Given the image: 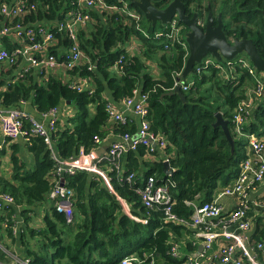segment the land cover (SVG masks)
Returning <instances> with one entry per match:
<instances>
[{
    "label": "trees",
    "instance_id": "1",
    "mask_svg": "<svg viewBox=\"0 0 264 264\" xmlns=\"http://www.w3.org/2000/svg\"><path fill=\"white\" fill-rule=\"evenodd\" d=\"M33 1L38 2L37 10L26 20L50 26L63 20L68 10L78 3V0ZM107 1L111 4L118 2ZM171 1L159 0L155 4L165 7ZM183 1L189 15L195 10L202 13L204 0ZM129 2L139 10L141 26L149 37L137 29L134 19L124 17L120 12L93 11L94 21L78 30L81 47L89 61L67 70L70 79L50 73L43 80L44 73L32 70L15 82L7 81V76H3L6 65L0 63V76H3L0 85L9 82L5 90H0V106L21 107L20 101L27 99L43 113L69 102L75 112L58 123L57 131L53 132V142L60 158H71L81 151V147L86 150L95 147L96 136L105 138L110 121L105 110L109 101L107 91L111 92L112 100L119 103L135 95L134 90L139 88L149 95L151 128L165 135V154L169 155L174 172L163 175L165 167L161 161L152 164L149 170H142L144 167L137 165L140 155L130 152L128 169L122 175L126 178L129 172H135V179L139 182L135 184L125 178L120 179L117 170L109 169L107 174L115 192L101 174L81 170L74 175H66V184L75 192L73 218L69 221L66 213L58 211L54 204L50 203L48 211L43 204L53 188L51 172L56 163L44 137L33 136L27 142L29 159L20 155L19 144H11L10 164L6 172L2 157L8 150L1 149L0 190L15 196L16 204L24 208L22 215L27 223V230L19 236H15L10 227L6 232L14 250L20 246V255L29 258L30 264H122L123 257L132 254L142 257L152 254L155 264L181 263L187 259V254L186 258L173 257L170 250L175 242H180L182 237L191 235L193 231L181 222L166 220L161 209L149 210L141 202L137 191L141 185L140 176L144 173L146 177L156 175L159 183L168 182L175 201L174 212L189 219L194 210L192 203L211 201L219 187L233 182L241 162L248 156L249 140L235 132L231 121L236 105L245 97L244 87L250 76L243 75L239 82L226 80L218 70L211 68L200 75L194 74V85L188 91L183 90L185 98L179 93L165 94L176 86V76L185 66L187 53L177 44L165 49L166 41L154 35L158 27L152 21L147 24L142 10L133 0ZM223 5L224 15L232 18L226 22L230 32L225 27V34L242 39L253 38L257 50L264 57V0H223ZM163 26L161 24L160 27ZM56 35L65 48L70 45L65 31ZM133 39L141 45V53L134 56L127 53L125 47ZM6 47L12 49L14 45L11 43ZM56 47L52 46L50 52L58 56ZM121 54L126 55V60L119 73L113 66ZM152 60L157 62L158 74L151 71L149 61ZM91 63L93 69H89ZM14 67L17 66L10 69ZM80 77L91 78L93 88L78 90L73 87L72 81ZM92 107H95L94 111ZM217 111L229 119L235 149L227 140L222 126H214ZM253 114L252 122L245 129L256 132L264 126V107L261 105ZM25 124H30L27 119ZM114 126L122 131L134 132L136 129L119 123ZM146 150L145 146H140L141 155ZM108 163L107 158L100 162L105 169ZM121 199L129 203L130 213ZM38 207L44 209L37 211ZM135 217H145L149 221L146 223ZM34 218L39 219L38 227H35ZM256 228L254 238L264 241V216L256 217ZM5 242L0 235V243L5 245ZM0 261L12 264L1 246ZM142 264H152V257Z\"/></svg>",
    "mask_w": 264,
    "mask_h": 264
},
{
    "label": "built area",
    "instance_id": "2",
    "mask_svg": "<svg viewBox=\"0 0 264 264\" xmlns=\"http://www.w3.org/2000/svg\"><path fill=\"white\" fill-rule=\"evenodd\" d=\"M38 2L33 0H0V15L4 20V25L0 31V37L8 36L14 42L12 49L6 46L0 48V63L8 62L12 65H19L23 61L28 64L23 68L21 76L27 73L32 67L37 68L40 74L48 68L63 66L66 70L74 69L89 61L88 55L84 52L80 44L78 30L86 27L94 21L91 12L108 13L120 12L127 18L136 21L137 29L141 30L148 37V33L141 26V14L137 8L131 6L129 0H118L114 4L107 0H78L77 6L71 8L66 13L63 20L55 25H47L42 22H29L26 17L37 10ZM65 31L70 39V45L65 52L56 56L50 52V48L55 45L58 39L56 33ZM154 35L159 39H164L165 49H170L173 45L181 46L187 53L186 61L189 57V46L186 33L178 17L171 20L163 27L156 29ZM59 41V40H58ZM126 52L134 56L141 53L139 43L133 39L126 46ZM126 55L121 54L113 69L115 72H122V65L125 64ZM91 63L89 69H93ZM215 68L224 79H233L239 82L243 75L250 76L249 82L245 84V97L236 105L234 116L231 121L235 132L248 138L250 144V154L241 162L240 171L237 177L229 185L218 191L211 201L201 204H194V210L189 219L179 216L174 212V203L170 193L168 182L159 183L156 175L146 178L145 184L137 188L141 201L150 209H161L166 220L178 221L190 227L193 231L194 239L191 244L196 252L188 253L187 259L180 264H264V241L254 238L256 231V217L264 216V196H255L260 186L264 185V136L257 135L246 130V125L252 122L255 110L260 108L264 102V73L257 70L250 58L239 55L233 59H223L218 61L212 54H208L202 61L197 63L195 71L202 74L208 69ZM183 71V69H182ZM182 71L177 73L175 85L180 84L181 89L188 91L195 83L193 79L177 80L182 75ZM93 80L89 77H80L72 81V86L76 89L93 88ZM175 88V87H174ZM173 88V89H174ZM135 95L126 97L119 102L121 106L113 101H108L105 106L109 119L115 123L127 125L130 118L126 115V110H131L140 118L138 130L136 132L124 131L110 145L108 154H99V146L103 137L96 136L95 147L86 150L81 147V151L71 158H60L53 145V132L57 131L58 123L61 121L60 108L53 107L43 112V117H48V121H41L24 109V104L29 101H20L21 107L0 106V150L5 148L9 140L20 137L30 141L39 135L44 137L49 148L53 151L56 161L51 172L52 190L49 192V204H54L58 211L65 212L68 220L73 218L74 213V189L66 184V175H74L81 170H88L101 174L106 182H110V176L100 165V162L107 158L109 169L117 170L121 179L125 171L120 166L122 154L136 151L140 146H145L149 152H154L158 147L165 152L167 141L161 132H155L151 128L149 95L139 88H136ZM29 121L26 126L25 120ZM165 160L170 161L166 154ZM4 162V160H3ZM135 172H129L125 178L133 181ZM226 195H233L237 204L234 208L227 210L222 205L220 198ZM191 203V202H189ZM16 207V198L11 192L0 190V235L8 238L6 230L10 227L15 236L25 231L24 216H18L13 207ZM257 207L255 212L251 208ZM252 212V214H250ZM22 214V213H21ZM143 222H148L147 218H136ZM26 225L23 227V224ZM220 240L218 247H214L215 241ZM199 244L203 248L198 250ZM6 257L12 264H30L29 258L22 257L16 249L12 250L0 243ZM173 257H184L179 248V242H175L170 250ZM152 257V264H155V257L151 254L144 257L136 254L124 256L122 264H142L146 259ZM0 264H5L0 261Z\"/></svg>",
    "mask_w": 264,
    "mask_h": 264
},
{
    "label": "crops",
    "instance_id": "3",
    "mask_svg": "<svg viewBox=\"0 0 264 264\" xmlns=\"http://www.w3.org/2000/svg\"><path fill=\"white\" fill-rule=\"evenodd\" d=\"M7 1H10L12 2L13 0H7ZM4 20L2 19V16L0 15V31H1V28L3 27L4 25ZM4 38V39H3ZM13 44L14 45V42L13 40L8 37V36H5V37H0V48L1 47H4V46H7L9 44ZM55 45H57L56 49L55 50H59L58 52V56L62 55L66 48L64 47V45L60 44L58 39L56 40L55 42ZM61 52V54H60ZM155 59V58H154ZM1 64H5V70H4V75L3 76H7V81H17V79L19 77H21V73L23 71V68L28 64L26 61H23L21 64L19 65H16L17 67H14L12 69L11 66H13L12 64L8 63V62H4V63H1ZM149 64L151 65L152 67V70L153 72L155 73H159L158 72V68H157V62L156 60H152V61H149ZM32 70H35V72L37 71V68L35 67H32L28 72L32 71ZM115 71V70H114ZM52 73L53 75H56V76H63L64 79H70V75L67 73V70L63 67V66H58L56 68H48L47 71L45 72V74H43V80H46L48 77H49V74ZM26 74V73H24ZM23 74V75H24ZM3 76H0V78H2ZM42 81V80H41ZM9 82H6V84L4 85H0V90H5L7 88V85H8ZM106 97L110 100V101H113L112 100V95H111V92L107 91L106 93ZM119 106H121V108H123V106L120 104V103H117ZM24 109L29 112L31 115H33L34 117L40 119L41 121H45L47 122L48 121V117H43L42 116V113L39 112L36 108V106L33 104L32 101H27L24 105ZM22 106V107H23ZM94 108L95 107H92V111H94ZM60 117H61V120L63 121V119H65L67 116H72L74 114V108L72 105H69V102H65L61 105V108H60ZM126 115L129 116L130 120L127 124L128 128L130 129H135L134 132H136L139 128V122H140V118L134 114L131 110H126ZM225 118V117H224ZM61 123V121H60ZM114 124H116L114 121L110 120L109 121V128L107 130V134L105 136V138L103 139L102 143L100 144L99 146V154H108V151L110 149L109 145L117 139L118 136L121 135L122 130H120L119 128H115L116 126H114ZM257 137H263L264 136V126H262L260 128V130L254 132ZM35 136H39V135H35ZM27 142H29L28 140L20 137L18 139H13V140H9L5 147L7 148L8 152L5 156H3L2 158L4 159V162H3V168L6 171H8V166L10 164V157H11V149H10V146L11 144H19V149H20V152H21V156L23 158H27L29 159L31 157V155L28 153V150L26 149L27 148ZM48 144V143H47ZM53 145H54V142H53ZM49 147V145H48ZM250 144L248 142V145H247V152H248V155L252 156V154H250ZM147 149V148H146ZM131 152H134L135 155L136 154H139V159L137 161V165L139 164L141 167L140 168H143L142 170H149L151 167H152V164H155V162H158V161H161L164 163L165 161V157H166V154L165 152L161 149V147H158L154 152H149L148 149L145 151L146 153H144L143 155L140 154V148L136 151H131ZM129 153H126V154H122L121 156V160H120V166H122L123 170L126 172L127 169H128V157H129ZM105 159V158H104ZM134 163V161H132ZM170 162V161H169ZM110 163V162H109ZM108 163V164H109ZM135 164V163H134ZM101 165V164H100ZM102 166V165H101ZM103 167V166H102ZM165 167V165H164ZM104 168V167H103ZM105 169V168H104ZM107 172L109 171V166L106 165V169H105ZM157 173V172H156ZM9 174V172H8ZM10 175V174H9ZM166 176V173L164 172V174ZM163 175H160V177H163ZM146 173L142 174L140 176V186H143L145 183V180H146ZM121 179V177H120ZM128 181V180H127ZM131 182V181H129ZM132 182H134L135 184H137V182H139L138 180L136 181V179H134ZM108 183V182H107ZM110 184V182L108 183ZM112 190L114 191L112 185L110 184ZM139 186V187H140ZM223 187H219L217 192L220 191ZM115 192V191H114ZM255 196L258 197V196H264V185L263 186H260L258 188V190L256 191L255 193ZM221 200V203L222 205H224V208H226L227 210H230L231 208H234L237 204V200L236 198L233 196V195H226V196H223L222 198H220ZM122 203L124 204L126 210L129 212V203L126 202L125 200L121 199ZM142 202V201H141ZM44 204V207H46V211H48L47 209H50V204H49V201H47V199L43 202ZM47 204V205H46ZM144 204V203H143ZM17 205V204H16ZM44 207H38L37 211H41L44 209ZM14 211L16 212L17 214V217L18 216H23L21 213L24 211V208L21 207V205H17L16 207L14 206ZM148 208V207H147ZM150 210V208H148ZM153 210V209H152ZM252 212H255L257 210V207L256 206H253L251 208ZM252 212H250V214H252ZM43 213V211H42ZM41 213V214H42ZM130 213V212H129ZM148 220V219H147ZM149 221V220H148ZM25 222H26V219H25ZM147 223V222H146ZM26 225V223L23 224V227ZM27 230V225L25 226V231ZM192 230V229H191ZM3 235V234H2ZM194 236L195 234L193 235V233L191 235H188V236H184L182 237L183 239L179 242V248H180V251L182 254H188V253H192L194 254L196 252L195 249L197 248H193L194 246L190 243L193 241L194 239ZM4 240H6L7 242L10 241V238H4ZM220 243V240H217L215 241L214 243V247H218ZM200 246V244H199ZM193 248V249H192ZM18 252L19 250H21V247L20 246H17L15 248ZM199 250V248H198ZM177 264H180V263H177Z\"/></svg>",
    "mask_w": 264,
    "mask_h": 264
},
{
    "label": "water",
    "instance_id": "4",
    "mask_svg": "<svg viewBox=\"0 0 264 264\" xmlns=\"http://www.w3.org/2000/svg\"><path fill=\"white\" fill-rule=\"evenodd\" d=\"M135 4L142 10L144 16L152 21L154 25L161 23L163 25L168 24L171 20L178 17L183 22L189 31L186 32V39L189 46V57L183 68L181 76L177 77V80L187 79L191 73H195V66L197 63H202L203 59L212 54L218 61L223 59H233L239 55H247L255 68L264 73V57L257 50V46L253 38H239L236 37L233 41L229 39L224 32V21L220 16L218 24L214 23L215 16L209 11V20L207 22L206 29H203L202 24L198 21V13L195 12L193 16L186 14V3L183 0H172L165 7H158L155 2L159 0H133ZM264 14V12H263ZM179 93L183 98L186 97L184 91L181 89V85L178 84L175 88L168 93ZM217 120L214 126H222L227 140L232 145V148H236L235 139L232 134L231 126L229 125V119L224 118L221 111L216 112ZM166 175H171L174 172L172 164L168 160H165ZM203 248V245L199 246V250Z\"/></svg>",
    "mask_w": 264,
    "mask_h": 264
},
{
    "label": "rangeland",
    "instance_id": "5",
    "mask_svg": "<svg viewBox=\"0 0 264 264\" xmlns=\"http://www.w3.org/2000/svg\"><path fill=\"white\" fill-rule=\"evenodd\" d=\"M224 10L225 9H224V5H223V0H204V3L202 5V11H201L203 15L202 14H200V15L201 16H204V23H206V21H207V14L209 15V11H211L213 13V15L215 17H217L218 16L217 15L218 13H223L224 14ZM220 16H222V15H220ZM231 19L232 18H229V15H228V20L231 21ZM229 21H227V22H229ZM145 22L147 24H149L150 20L146 18L145 19ZM154 26L160 28L161 23H157ZM139 47L141 48V45L140 44H139ZM194 74L195 73H191L189 75L188 79L189 80L190 79H193L194 78ZM228 80H233V79H228ZM207 87H209V85ZM263 107H264V102H263ZM259 116L261 117V115H259ZM263 120H264V118H263ZM34 220L37 223V225L35 227H38L40 225L39 219L38 218H34ZM4 244H5V246L7 248H10V249L14 250V246L10 242H5Z\"/></svg>",
    "mask_w": 264,
    "mask_h": 264
},
{
    "label": "flooded vegetation",
    "instance_id": "6",
    "mask_svg": "<svg viewBox=\"0 0 264 264\" xmlns=\"http://www.w3.org/2000/svg\"><path fill=\"white\" fill-rule=\"evenodd\" d=\"M211 8H212V7H211ZM187 11H188V8H186V14L189 15V14L187 13ZM195 12L198 13V16H199V17H198V21L201 22L203 29H206L207 22H208V20H209V15L207 14V21H206V23H204V16H201V15H200L199 10H195V11H193L192 15H189V16L192 17L193 14H194ZM201 14H202V13H201ZM202 15H203V14H202ZM217 15H218V16L215 17L214 23L217 25V24H218V21H219V18H220V15H222V19H223L224 24H225V26H224V32H225V27H226V22H227V20H228V16L224 15L223 13H218ZM229 18H230V17H229ZM182 25H183V28H184L185 33L188 32V31H189V28H187V26H186L184 23H183ZM226 30H227V32H230V29L227 28V27H226ZM227 36H228V35H227ZM228 37H229V39H230L231 41H233V40L236 38V37H231V36H228Z\"/></svg>",
    "mask_w": 264,
    "mask_h": 264
}]
</instances>
